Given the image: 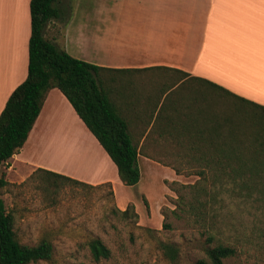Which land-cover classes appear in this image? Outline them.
<instances>
[{
	"label": "rangeland",
	"instance_id": "obj_1",
	"mask_svg": "<svg viewBox=\"0 0 264 264\" xmlns=\"http://www.w3.org/2000/svg\"><path fill=\"white\" fill-rule=\"evenodd\" d=\"M23 1L14 0L15 5L10 9L12 19L18 23ZM61 3L65 7L64 20L49 21L44 29V37L59 49L65 46L66 36H73L71 27L80 22H85L86 27L104 16L120 17L123 21L136 19L148 16L155 7L152 0H61ZM182 4L183 0L165 4L167 13L182 17ZM10 28L11 25L9 31ZM89 34L76 40L83 52L96 54L99 40L94 38L93 31ZM5 37L7 34L2 36ZM109 76L122 85V81L128 83L131 78L122 73ZM144 109L148 123L169 112L189 131L206 129L212 126L208 121H218L214 125H218L219 133L225 134L227 125L222 123L223 118L231 117L234 122L235 117H241L233 128L237 135L245 137L264 123V114L260 115L259 110L237 103L210 87L192 83L180 84L162 100L150 101ZM185 137L180 142L171 141L166 150L140 151V155L154 163L138 160L139 180L134 186L122 185L115 173L114 185L80 186L40 172L16 180L13 173L5 174L3 164L0 173H4L9 185L0 190L1 199L13 219L17 241L33 246L45 240L52 247L48 261L32 264H169L157 248L158 242L178 247V264L204 259L203 249L217 243L228 245L235 252L223 264H264V213L260 209L219 196L210 200L204 210L189 206L192 194L184 187L195 183L197 177L189 173L175 175L170 169L171 165L185 169L186 163L192 162L187 158L190 153L185 152ZM246 146L239 145L243 149ZM33 154L38 159L56 161L52 152L40 153L35 149ZM178 194L184 204L177 200ZM121 201L125 202L119 209L117 203ZM129 206L136 218L131 216V210L125 216L117 212ZM162 224L167 228L163 229ZM209 236L211 240L207 243ZM91 238H98L108 249L107 259L91 260L87 249Z\"/></svg>",
	"mask_w": 264,
	"mask_h": 264
},
{
	"label": "crops",
	"instance_id": "obj_2",
	"mask_svg": "<svg viewBox=\"0 0 264 264\" xmlns=\"http://www.w3.org/2000/svg\"><path fill=\"white\" fill-rule=\"evenodd\" d=\"M172 1L152 0L156 8L146 17L104 16L86 27L80 22L60 48L103 68L104 75L131 77L122 85L109 76L106 91L136 146V163L140 158L154 163L139 152L166 150L183 124L169 112L149 123L144 115L150 101L162 100L179 84L209 87L205 81L264 108V0H183L182 17L167 13L165 4ZM28 2L22 3L18 23L10 11L14 0H0V37L7 34L0 42V112L26 77ZM91 31L99 40L96 54L83 52L76 40ZM35 149L52 152L56 161L38 159ZM4 165L5 174L13 173L16 180L42 169L87 186L116 184L114 165L55 88L46 92L25 142ZM124 202L117 203L119 209Z\"/></svg>",
	"mask_w": 264,
	"mask_h": 264
},
{
	"label": "trees",
	"instance_id": "obj_3",
	"mask_svg": "<svg viewBox=\"0 0 264 264\" xmlns=\"http://www.w3.org/2000/svg\"><path fill=\"white\" fill-rule=\"evenodd\" d=\"M28 12L26 77L10 93L0 112V167L21 148L46 92L55 88L112 162L119 182L124 186H134L139 180L137 149L131 143L125 123L107 96L106 81L112 78L103 74V68L72 58L44 37V29L49 21H63L65 18V7L61 0H29ZM202 82L224 96L237 100V103L259 110L263 116V107L233 96L211 83ZM234 119L232 122L231 117L223 118L222 123L227 125L225 134L219 133L218 125H214L218 121H208L212 126L194 131H189L181 123L172 141L180 142L186 136V143L185 140L182 142L186 144L185 152L190 153L187 158L192 162L186 163L185 169L173 165L170 169L175 175L189 173L197 177L195 183L184 187L192 194L190 207L204 210L210 200L219 196L223 200H240L264 213V123H261L260 129L258 126L248 136L242 137L233 128L238 126L241 117ZM244 143L247 144L245 149L239 147ZM35 172L87 186L46 170L36 169L32 174ZM8 185L4 173H0V190ZM177 200L184 204L180 194ZM128 210L136 218L131 206L117 212L125 216ZM162 228L166 229L167 225L162 224ZM210 240L211 237H207V243ZM157 248L169 264H178L179 250L175 244L158 242ZM87 249L94 262L109 257L108 249L98 238H91L87 242ZM203 253L204 259H198L193 264H223L235 252L232 247L217 243L205 247ZM51 254L52 247L48 241L40 240L33 246L17 241L13 219L5 211L0 193V264L48 261Z\"/></svg>",
	"mask_w": 264,
	"mask_h": 264
}]
</instances>
